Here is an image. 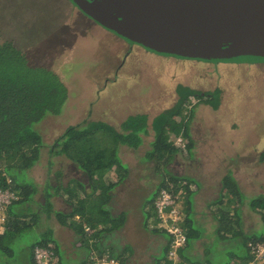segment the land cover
Wrapping results in <instances>:
<instances>
[{"label":"trees","instance_id":"16d2710c","mask_svg":"<svg viewBox=\"0 0 264 264\" xmlns=\"http://www.w3.org/2000/svg\"><path fill=\"white\" fill-rule=\"evenodd\" d=\"M68 2L80 13L76 23H82L86 15ZM46 7L47 3L42 11L45 16L49 13ZM48 22L45 20L46 26ZM49 25L53 26V31L42 36L49 40V45H39L41 48L37 50L36 47L33 51L26 50L16 41L18 30L16 38H4L7 31L14 29H0V186L15 190L19 196L9 207L6 228L0 233V264H36L35 247L48 244L54 245L59 264H92V257L104 255L117 259L120 264H131L130 258L137 254L129 238L119 237L115 247L106 242L103 235L112 231H129L132 223H127L123 229L125 222H132L138 215V220L142 215L138 232L145 234L144 239L155 234L166 237L159 242V251L154 248L150 264H174L168 258L170 235L155 226L154 203L164 190L172 193L183 190L187 245L180 251L182 262H247L251 257L249 244L264 241V183L258 190L247 191L244 181L236 177L232 162L222 179L217 198L209 200L205 195L204 181L179 173L175 167H181L184 160L198 159V140L193 135L197 108L208 104L219 109L223 90L218 87L202 91L180 83L175 104L156 115H131L120 126L100 119L91 120L87 116L49 140L45 134L46 121L63 114L70 96L68 85L54 67L68 50L66 48H72L74 41L64 33L62 24ZM57 39L63 40L64 44ZM208 63L216 65L220 62ZM191 97L195 102L190 100ZM150 117H153L152 121ZM171 134L185 139V150L174 145ZM123 145L135 151L143 149L139 162H153L147 167L154 169L153 174H143L145 170H141L139 164L132 166L129 161L123 162L120 157ZM182 152L186 155L182 156ZM254 152L251 165L240 161L241 165L264 167V147H255L252 155ZM240 156L236 155L237 158ZM63 159H66L65 163L68 160L66 171L73 165L72 171L77 170L88 182L75 178V174L65 173ZM38 167L44 171L39 178L34 173ZM113 170H116L118 180L105 181ZM136 170L140 172L136 174L139 175L136 181L137 177L140 181H135L130 193L143 190L139 206L130 204L126 197L125 205L119 203L114 208L115 193L112 192ZM150 182L153 185L147 187L146 183ZM70 209L73 211H66ZM127 213L129 215L125 217ZM73 214L79 215L81 220L87 218L90 225L77 230L83 234L82 238L69 236L66 240L65 234L56 231L54 221L68 224ZM247 221L255 222L259 227L247 232ZM71 224L76 223L72 221ZM35 233L39 238L31 243L24 241L25 235Z\"/></svg>","mask_w":264,"mask_h":264},{"label":"rangeland","instance_id":"374dc122","mask_svg":"<svg viewBox=\"0 0 264 264\" xmlns=\"http://www.w3.org/2000/svg\"><path fill=\"white\" fill-rule=\"evenodd\" d=\"M45 3L49 9L46 16L42 12ZM79 15L67 0H0V29H14L12 32L7 31L4 38L18 37L16 41L28 51H33L36 47L37 50L40 49L39 45H49V40L43 39L42 36L53 31L50 23L62 24L65 34L75 35L80 26L85 27V22L76 23ZM45 20L50 21L47 26ZM17 30L19 36L15 37ZM85 30H88L87 26ZM88 32L87 36L78 38L72 48H66L68 50H65L54 67L70 87V96L63 114L47 119V139L51 140L60 135L67 126L80 123L87 116L91 120L114 118L116 123L128 112L156 115L175 104L180 83L202 91L220 87L223 90V100L219 109H214L208 104L197 108L193 135L198 140L197 155L203 162L195 172L202 176L206 185L205 195L209 200L217 198L222 179L232 162L235 164L236 177L244 181L247 191L252 192L260 188L264 183V167L250 166V163L256 154L254 152L252 155V149L264 145V64L214 65L199 60L163 58L136 48L120 74L118 83L112 88H107L104 87L105 79L113 77L119 65V43L98 28H92ZM70 38L72 41L73 38ZM61 42L64 44L63 40ZM44 58L47 56L44 55ZM131 153L133 155L129 156L138 160L144 150L140 149L136 153L131 150ZM181 154L186 155V152ZM237 154L242 156L237 158ZM126 158L124 155V159ZM65 160L62 162L65 173H73L66 171L68 164ZM240 161L250 165L246 167L241 165ZM153 171L154 169L149 168L143 171V174L152 175ZM34 173L39 178L44 171L38 167ZM129 184L136 185L135 182ZM146 184L149 187L153 182ZM142 191L128 194L129 203L139 206ZM128 215L129 213L125 217ZM138 216L133 218L132 222H125L132 223L129 231L123 233L124 230H120L117 237H128V241L135 246L137 255L130 258L131 264H150L154 248L159 251V242L166 240V237L155 234L148 240L145 238V241L138 232ZM258 227L255 222L247 221L246 231ZM25 238V242L31 243L39 236L31 234L25 235Z\"/></svg>","mask_w":264,"mask_h":264},{"label":"water","instance_id":"95a60500","mask_svg":"<svg viewBox=\"0 0 264 264\" xmlns=\"http://www.w3.org/2000/svg\"><path fill=\"white\" fill-rule=\"evenodd\" d=\"M129 44L179 59L264 62V0H69Z\"/></svg>","mask_w":264,"mask_h":264},{"label":"built area","instance_id":"2783aa9c","mask_svg":"<svg viewBox=\"0 0 264 264\" xmlns=\"http://www.w3.org/2000/svg\"><path fill=\"white\" fill-rule=\"evenodd\" d=\"M190 100L195 102V98ZM171 141L180 149L186 148L185 139L182 136L171 134ZM183 190L178 193H172L169 190L161 192L154 203V212L156 215L155 226L167 232L171 238V247L168 258L174 264H185L181 260L180 251L187 245V233L183 225L184 199L181 196ZM19 199L15 190L0 186V233L4 232L7 222V212L9 207ZM89 230V228H87ZM250 259L240 264H264V241L249 244ZM36 264H59L56 249L53 244L45 246H36L34 250ZM92 264H120L115 258L104 255L103 257H92Z\"/></svg>","mask_w":264,"mask_h":264},{"label":"crops","instance_id":"0c3cea01","mask_svg":"<svg viewBox=\"0 0 264 264\" xmlns=\"http://www.w3.org/2000/svg\"><path fill=\"white\" fill-rule=\"evenodd\" d=\"M68 1V0H67ZM83 22H85L83 25L86 27L87 26V31L85 30V27H83L82 26V28L84 29H82L81 28V26L78 28V30H76L75 31V35H70V37H72L73 39H74V41H73V43H75V41L78 39V38H80V37H85V36H87L88 35V31L89 30H91L92 28L93 29H99V30H101V31H103V32H105V34L108 36V37H110V38H113V39H116L117 40V42L119 43L118 45H119V49H120V51H119V53H120V55H119V62H117V64L119 63V65H118V67H116V69H115V72L113 73V77H110V78H107V79H105V83H104V87H107V88H112L113 86H115L117 83H118V79H119V77H120V74L124 71V69H125V67H126V63L128 62V59L132 56V54L134 53V50L136 49V48H141V47H139V46H131L128 42H126L124 39H122V38H120L119 36H117L116 34H114V33H112V32H110V31H108V30H106V29H104L102 26H100V25H98V24H96V23H94L93 21H91L88 17H86V18H84V20H83ZM90 24V25H89ZM55 33V32H54ZM73 45V44H72ZM72 47V46H71ZM121 48H123V50L121 49ZM142 50H144L143 48H141ZM124 50H126V51H124ZM124 51V52H123ZM147 54H151V55H156V56H159V57H162L161 55H159V54H155V53H151V52H149V51H146V50H144ZM122 53H124L123 54V58L121 59V61H120V56H121V54ZM113 64H115L114 62H113ZM107 80V81H106ZM110 81H112V83L110 82ZM68 88H69V91H70V87L68 86ZM70 94V93H69ZM137 114H140V113H131V112H128V114H125L123 117H122V119L121 120H119L118 122H116V123H114V118H111V120H104V121H106V122H108V123H111V124H114V125H116V124H119V125H121V123L123 122V121H125L129 116H131V115H137ZM143 114V113H142ZM113 117H115V116H113ZM152 119H153V117L151 118V120L150 121H152ZM263 147H264V145H263ZM120 148H122V151L124 150L125 152L124 153H122V151H121V154H120V157H121V159L123 160V162H125V163H127L128 161V163L130 164V165H132V166H135V165H140L141 167H142V169L141 170H147V167L148 166H150V165H152V162H149V163H147V162H144V163H142V162H139V160L140 159H138V160H136L135 158H132L131 156H129V155H133L132 153H131V150L132 151H135L134 149H129V148H127V146H125V145H123V146H121ZM126 150H129V151H126ZM137 151H135V153H136ZM198 152H199V149H198ZM197 152V153H198ZM124 155H126V159H124ZM68 162V160L66 161V163ZM203 162V159L202 158H199L198 157V159H196V160H193V161H189V160H186V162H185V160L183 161V163H182V165H181V167L180 166H178L176 169L178 170V172L180 173H184V174H186V175H188V176H191V177H193V178H195V179H198L199 181H203V179H202V176L201 175H199V174H197L195 171L199 168V166L201 165V163ZM72 169H73V165H72V167H71V165H70V168H68V170H70L71 172H73L72 171ZM73 175L75 174L76 176H74L75 178H79V179H82L85 183L86 182H88V180L86 179V178H82V174L81 173H78L77 172V170H75L74 169V172L72 173ZM136 174H139L138 173V171L136 170V172L135 173H132V174H130L129 175V177L127 178V179H125L124 180V182H122V184H120V185H118V187H117V189H115L112 193L114 194L115 193V198H114V200H113V202H112V204H113V206H114V208H116L117 207V205L116 204H121V203H123V205H125V203H126V197H128V194L130 193V191H131V189L135 186V185H130L129 183H132V182H135L136 181V176H139V175H136ZM146 175V174H145ZM79 176V177H78ZM73 177V176H72ZM108 177L110 178V179H108ZM108 177H107V179H105V181H107V180H112V181H117L118 180V175H117V173H116V170H113L112 172L110 171L109 173H108ZM138 181H140V179H138V177H137V181L136 182H138ZM205 185V184H204ZM205 187H206V185H205ZM204 187V188H205ZM203 188V189H204ZM206 189V188H205ZM117 195V196H116ZM61 207H63V206H61ZM68 207V206H67ZM63 208H65V207H63ZM65 210V209H64ZM67 212H72L73 210L72 209H70V210H66ZM76 213V212H75ZM78 216L79 215H72V220L71 219H69L68 220V224L66 223V224H63V223H61L59 220H56V221H54V226L56 227L55 229H56V231H58L59 233H62V234H65V239L66 240H68L69 239V236H72L73 238H82V236H83V234L82 233H78L77 232V230H81V228H83L84 227V225H90V224H88V221H87V218H85L84 220H81V217L79 216V221L77 220L78 219ZM142 218V215H141V217H140V219ZM72 221H74V223H76L75 225H70V223H72ZM78 223H80V225L78 224ZM129 225V224H128ZM74 226H76L75 228H76V230H75V228H74ZM127 227V224H126V226L125 227H123V229L124 228H126ZM99 228H101V226H99ZM118 232H114V231H112V232H109V233H107V234H104L103 235V237H104V240H106V242H108L110 245H113V246H117V243H118V238L119 237H116V235L118 236ZM143 236H145V234L143 233L142 234V237ZM146 238V237H145ZM118 249L120 248V247H117Z\"/></svg>","mask_w":264,"mask_h":264}]
</instances>
